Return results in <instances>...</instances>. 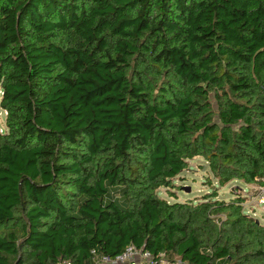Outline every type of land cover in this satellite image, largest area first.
Listing matches in <instances>:
<instances>
[{
    "label": "trees",
    "instance_id": "16d2710c",
    "mask_svg": "<svg viewBox=\"0 0 264 264\" xmlns=\"http://www.w3.org/2000/svg\"><path fill=\"white\" fill-rule=\"evenodd\" d=\"M0 87V264H264L243 196L157 192L264 186V0H0Z\"/></svg>",
    "mask_w": 264,
    "mask_h": 264
},
{
    "label": "rangeland",
    "instance_id": "374dc122",
    "mask_svg": "<svg viewBox=\"0 0 264 264\" xmlns=\"http://www.w3.org/2000/svg\"><path fill=\"white\" fill-rule=\"evenodd\" d=\"M2 89L0 87V100ZM0 128L6 127V114L1 108ZM211 182V183H210ZM264 186L257 184H246L239 180H232L225 185H220L208 168V162L203 157H195L189 161V167L174 179V185L158 189L161 198L170 202H192L199 203L204 201L205 197L217 194L219 200L230 201L237 198V195L243 196L244 211L257 218L264 224V203L259 202V197L263 193ZM117 196L121 197L119 194ZM170 261L178 262L179 257H168Z\"/></svg>",
    "mask_w": 264,
    "mask_h": 264
},
{
    "label": "built area",
    "instance_id": "2783aa9c",
    "mask_svg": "<svg viewBox=\"0 0 264 264\" xmlns=\"http://www.w3.org/2000/svg\"><path fill=\"white\" fill-rule=\"evenodd\" d=\"M1 108L2 107L0 105V110ZM3 110L7 115V111L5 109ZM3 130L4 129L0 128L1 132ZM259 202L264 203V188L262 195L259 197ZM92 253L94 264H182L181 260L178 262L170 261L165 252L153 254L150 250L140 249L134 245H129L124 251L117 254L116 256H109L105 254L99 255L94 250Z\"/></svg>",
    "mask_w": 264,
    "mask_h": 264
}]
</instances>
